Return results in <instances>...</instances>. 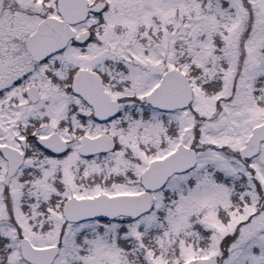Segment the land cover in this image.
<instances>
[{
  "label": "snow or ice",
  "instance_id": "snow-or-ice-1",
  "mask_svg": "<svg viewBox=\"0 0 264 264\" xmlns=\"http://www.w3.org/2000/svg\"><path fill=\"white\" fill-rule=\"evenodd\" d=\"M0 264H264V0H0Z\"/></svg>",
  "mask_w": 264,
  "mask_h": 264
}]
</instances>
